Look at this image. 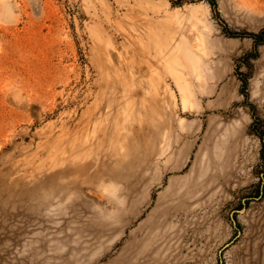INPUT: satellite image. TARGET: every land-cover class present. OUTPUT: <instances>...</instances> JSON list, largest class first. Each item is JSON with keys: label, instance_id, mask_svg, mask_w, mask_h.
I'll return each mask as SVG.
<instances>
[{"label": "rangeland", "instance_id": "rangeland-1", "mask_svg": "<svg viewBox=\"0 0 264 264\" xmlns=\"http://www.w3.org/2000/svg\"><path fill=\"white\" fill-rule=\"evenodd\" d=\"M0 264H264V0H0Z\"/></svg>", "mask_w": 264, "mask_h": 264}]
</instances>
